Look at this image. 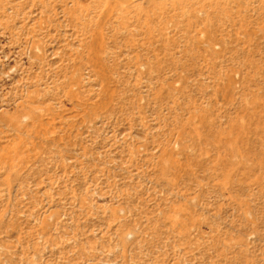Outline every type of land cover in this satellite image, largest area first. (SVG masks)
<instances>
[{"label":"rangeland","instance_id":"1","mask_svg":"<svg viewBox=\"0 0 264 264\" xmlns=\"http://www.w3.org/2000/svg\"><path fill=\"white\" fill-rule=\"evenodd\" d=\"M0 264H264V0H0Z\"/></svg>","mask_w":264,"mask_h":264}]
</instances>
